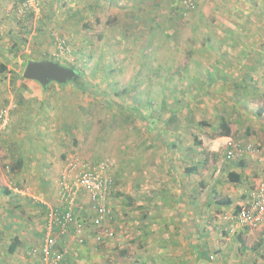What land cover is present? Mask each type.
Returning <instances> with one entry per match:
<instances>
[{"label":"rangeland","instance_id":"rangeland-1","mask_svg":"<svg viewBox=\"0 0 264 264\" xmlns=\"http://www.w3.org/2000/svg\"><path fill=\"white\" fill-rule=\"evenodd\" d=\"M236 1L198 0L194 11L183 14L179 0H40L37 11L24 0H0V22L7 23L0 29V44L7 46L0 76L9 78L0 107H10L8 117L12 95H18L14 82L23 79L31 60L79 70L104 97L72 83L59 88L52 82L44 89L56 87L63 101L79 109L55 124V134L63 132L54 138L60 148H51L47 167L31 176L14 168L20 122H4L0 112V187L31 188L34 195L12 209L21 229L27 224L34 231H20L30 238L14 252L0 245V264H30L26 250L44 236L48 205L57 203L56 184L69 158L91 164L108 158L113 164L109 217L91 226V203L86 194L79 196L74 209L84 241L64 240L65 264H264V224L248 228L233 218L262 174L264 79L242 93L236 87L208 89L206 75L209 56L221 50L220 38L231 30L221 18L235 19ZM56 36L67 46L62 55ZM220 91L225 98L213 106ZM221 116L229 122V136L218 134ZM159 134L174 144L170 159ZM235 143H252L256 150L229 159L226 151ZM231 171L238 180L229 178ZM186 220L194 224L189 243L178 227Z\"/></svg>","mask_w":264,"mask_h":264},{"label":"crops","instance_id":"crops-1","mask_svg":"<svg viewBox=\"0 0 264 264\" xmlns=\"http://www.w3.org/2000/svg\"><path fill=\"white\" fill-rule=\"evenodd\" d=\"M236 2L238 3L234 6L238 11L234 14L235 19H221L224 21V27L230 28L231 30L229 32H234L236 34V39L238 41H243L244 39L247 41L243 42V44H233L232 42L224 41L220 52L217 53L218 55L214 52L212 56H209L210 65L206 68V74H211L213 80L210 82L208 81L211 88L206 87L214 91L217 90L216 88L218 85L220 90H230L236 87L243 93V91L257 88V84L260 83L261 79H264V12H257L259 10L262 11L264 5L259 0H238ZM39 3L40 0L36 11L39 9ZM1 7L4 8V5ZM48 7L49 6H47V8ZM5 24H7L5 21L0 22V29L6 28ZM245 24L249 25L250 28L243 31L240 26ZM10 26H12V24L9 25V27ZM7 30L6 33H8ZM11 32L12 30H10V33ZM14 41H16V38ZM6 52L7 46H2V44H0V57ZM14 56L15 55L12 54L7 57ZM259 75L262 76L259 77ZM14 84L18 95L15 97L12 95L15 103L12 109L13 112L11 111L12 113L9 117L7 113L10 107H0V112L5 109L6 121L9 120L10 123L12 122L17 125H19L18 123L20 122V128L18 132L15 133L17 134L16 136H18L17 145L19 148L16 149V147H13V150H16L14 152H16L22 160V166L19 168L21 169V173L27 172L31 176V173H37V171L47 167L52 154L51 148H55L56 146V150H59L60 145L57 144L54 138L56 139L55 135L59 137L63 136V132L55 134L57 129L55 124H60V122L64 121L67 111L77 115L79 104L63 101L59 97L61 91H58L56 87H51L49 91L44 90L51 83L46 86L41 85L36 80L23 78L22 80H16ZM53 84L59 88L63 86L58 83ZM66 86L68 85L66 84ZM7 89L9 90V78L2 79L0 76V98L2 96V91H6ZM52 93H55L58 98H52ZM231 95L230 97L238 98L235 93ZM222 98H225L222 91L214 93L212 105L216 106V102H221ZM241 100L244 101L243 96L240 99V104H242ZM226 101L228 106L234 105L231 100L226 99ZM17 114H19V116H16ZM0 116L2 120L3 117L1 113ZM71 118L72 120L75 119L74 117ZM67 122L70 121L67 120ZM45 132L46 134L44 135ZM36 133H38L39 136H35ZM29 137H37L39 139L35 144H29L27 142ZM57 186L58 182L56 184V187ZM0 192V194L3 195L2 199L8 201V203L0 202V245L8 244V246H10L17 243L15 247L16 250L30 238H26L25 235H30L34 230L26 229L27 224L21 229L22 225L18 223L19 220L16 218L17 216L15 217L12 209L15 207V204L18 205L20 202L30 203L29 196L34 195L31 188L28 189L23 187H0ZM35 192L37 193V191ZM42 194L37 193L36 197L43 198L40 196ZM179 224V233H181L182 239L185 242H187V239L188 241L193 240L195 233L192 226H194V224L188 220L182 221V223ZM20 231H24L25 235ZM10 235H12V238L8 240ZM15 238H18V241Z\"/></svg>","mask_w":264,"mask_h":264},{"label":"built area","instance_id":"built-area-1","mask_svg":"<svg viewBox=\"0 0 264 264\" xmlns=\"http://www.w3.org/2000/svg\"><path fill=\"white\" fill-rule=\"evenodd\" d=\"M39 0H24L23 5L33 10L37 9ZM183 14L194 11L198 0H179ZM57 55L67 51L63 38L56 36ZM4 122H6L5 110ZM256 146L252 143H235L227 151L226 157L243 156L253 153ZM262 174L257 183L247 191L240 208L233 215L238 225L256 228L264 224V157H260ZM113 161L105 158L96 163L78 162L72 158L65 162L58 180L57 203L48 205L45 233L39 243L31 245L26 250L30 264H65L67 255L64 240L69 237L75 243L84 241V228L76 219L75 206L81 194H86L93 209L90 225L100 227L109 217L108 198L111 193L112 179L109 175ZM73 232V233H71ZM102 237L97 232L96 239Z\"/></svg>","mask_w":264,"mask_h":264},{"label":"trees","instance_id":"trees-1","mask_svg":"<svg viewBox=\"0 0 264 264\" xmlns=\"http://www.w3.org/2000/svg\"><path fill=\"white\" fill-rule=\"evenodd\" d=\"M259 1H261V3L264 5V0H259ZM257 12H261V13H263L264 12V9L261 11V10H259V11H257ZM264 14V13H263ZM240 28L243 30V31H246V30H248L250 27H249V25H247V24H245V25H241L240 26ZM224 40V41H229V42H232L233 44L234 43H236V44H243V42H245V41H247L246 39H244L243 41H238L237 39H236V34L234 33V32H229V31H227V33H226V35H225V37L223 36V37H221L220 38V40ZM221 43H222V41H221ZM221 48H222V46H221ZM218 52H220V50L218 51H215V53L217 54ZM218 55V54H217ZM57 62V61H56ZM57 63H59V62H57ZM6 67H5V65L4 64H0V71H3L4 69H5ZM70 68H73V67H70ZM196 68V67H195ZM76 71L79 73V70H77L76 69ZM81 74H82V72H80ZM79 73V74H80ZM81 74H80V76H81ZM207 75V77H208V81L210 82L211 80H213V78H212V75L211 74H206ZM72 84L77 88V89H79L81 92H83V93H88V94H90V95H92V96H94V97H103L102 95H101V93H99L96 89H95V87L93 86V85H91L90 83H88L87 81H85V79H83L82 78V76H81V78H79V79H77V80H75V81H72ZM47 86V85H46ZM45 86V87H46ZM209 87H210V83H209ZM104 98V97H103ZM218 134L219 135H221V136H229L230 135V132H231V129H230V126H229V122L227 121V119L225 118V117H223V116H221V119H220V123H219V126H218ZM163 142H164V144H165V148H166V154H167V156H168V159H170L171 158V156H170V154H169V151H170V149L172 148V146L174 145L173 143H170V141L168 140V138L167 137H165V135H157ZM100 161V160H99ZM169 162L171 163V160H169ZM20 166H22V160L21 159H19V160H17V162H16V164L14 165V168H17V167H19L20 168ZM13 168V169H14ZM13 169H12V171H13ZM228 176H229V178L231 179V180H233V181H236V180H238L239 179V174L238 173H234L233 171H231V172H229L228 173ZM247 193V191L245 192V194H244V197H243V199H242V201L244 200V198L246 197V194ZM241 204V203H240ZM240 204L239 205H236L235 206V210H234V213L236 214L237 212H238V210H239V206H240ZM46 220H47V218H46ZM46 227V221H45V225H44V228ZM17 241H18V238H15ZM187 243H189V241H188V239H187ZM17 244V243H16ZM16 244H12V245H10L9 246V251L10 252H14V250H15V247H16ZM196 251V253L198 252L197 250H195Z\"/></svg>","mask_w":264,"mask_h":264},{"label":"water","instance_id":"water-1","mask_svg":"<svg viewBox=\"0 0 264 264\" xmlns=\"http://www.w3.org/2000/svg\"><path fill=\"white\" fill-rule=\"evenodd\" d=\"M22 76L25 79L36 80L41 85H47L52 82L65 85L81 78L75 69L47 59L27 62Z\"/></svg>","mask_w":264,"mask_h":264}]
</instances>
